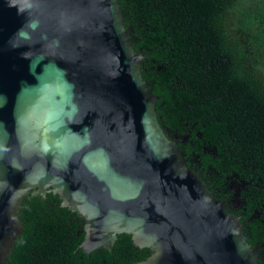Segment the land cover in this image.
Here are the masks:
<instances>
[{"label":"water","instance_id":"obj_1","mask_svg":"<svg viewBox=\"0 0 264 264\" xmlns=\"http://www.w3.org/2000/svg\"><path fill=\"white\" fill-rule=\"evenodd\" d=\"M129 32L119 0H0V264L48 194L85 220L87 254L127 234L151 252L134 264H260L161 125Z\"/></svg>","mask_w":264,"mask_h":264},{"label":"trees","instance_id":"obj_2","mask_svg":"<svg viewBox=\"0 0 264 264\" xmlns=\"http://www.w3.org/2000/svg\"><path fill=\"white\" fill-rule=\"evenodd\" d=\"M119 2L134 49L148 54L141 69L160 97L161 125L219 200L239 193L244 234L264 246V0ZM61 203L54 194L24 200L9 264H134L151 255L127 234L87 254L85 220Z\"/></svg>","mask_w":264,"mask_h":264},{"label":"flooded vegetation","instance_id":"obj_3","mask_svg":"<svg viewBox=\"0 0 264 264\" xmlns=\"http://www.w3.org/2000/svg\"><path fill=\"white\" fill-rule=\"evenodd\" d=\"M188 164V163H187ZM200 166V164L199 163H197V166ZM189 166V165H188ZM191 167L195 170V168L191 165ZM198 170V168H196V171ZM198 172V171H197ZM201 173V172H200ZM228 200V199H227ZM224 201H226V200H224ZM226 202H229V201H226ZM230 203V202H229ZM227 207H228V209H230L231 211H236L238 208H234L232 205H231V203L230 204H228L227 205Z\"/></svg>","mask_w":264,"mask_h":264}]
</instances>
